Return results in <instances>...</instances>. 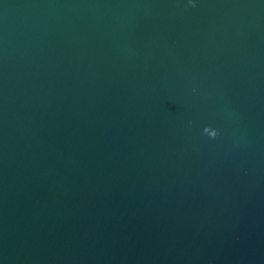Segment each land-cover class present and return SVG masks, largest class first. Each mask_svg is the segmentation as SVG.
Wrapping results in <instances>:
<instances>
[{"label": "water", "instance_id": "obj_1", "mask_svg": "<svg viewBox=\"0 0 264 264\" xmlns=\"http://www.w3.org/2000/svg\"><path fill=\"white\" fill-rule=\"evenodd\" d=\"M0 264H264V0H0Z\"/></svg>", "mask_w": 264, "mask_h": 264}, {"label": "clouds", "instance_id": "obj_2", "mask_svg": "<svg viewBox=\"0 0 264 264\" xmlns=\"http://www.w3.org/2000/svg\"><path fill=\"white\" fill-rule=\"evenodd\" d=\"M190 2H193L194 3V0H190Z\"/></svg>", "mask_w": 264, "mask_h": 264}]
</instances>
